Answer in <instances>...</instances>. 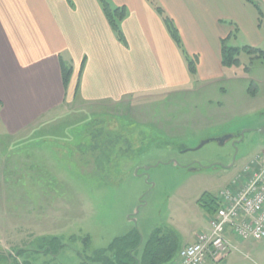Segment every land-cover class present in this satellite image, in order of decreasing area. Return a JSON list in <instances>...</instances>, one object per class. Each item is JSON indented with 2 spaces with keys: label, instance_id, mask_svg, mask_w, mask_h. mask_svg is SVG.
<instances>
[{
  "label": "rangeland",
  "instance_id": "374dc122",
  "mask_svg": "<svg viewBox=\"0 0 264 264\" xmlns=\"http://www.w3.org/2000/svg\"><path fill=\"white\" fill-rule=\"evenodd\" d=\"M146 1L171 18L167 0ZM255 14L251 29L224 38L238 63H220L210 76L181 41L186 83L126 95L130 103L111 108L66 101L36 119L29 110L24 122L12 118L9 133L0 124V259L10 256L0 264H13L11 256L18 264H81L78 252L133 229L138 256L156 228L174 231L180 245L206 231L210 215L199 198L218 195L264 152V17ZM234 244L214 264H264V240Z\"/></svg>",
  "mask_w": 264,
  "mask_h": 264
},
{
  "label": "crops",
  "instance_id": "0c3cea01",
  "mask_svg": "<svg viewBox=\"0 0 264 264\" xmlns=\"http://www.w3.org/2000/svg\"><path fill=\"white\" fill-rule=\"evenodd\" d=\"M253 1L256 6L244 0H167L170 7H164L183 47L198 56L199 73L203 67L205 76L213 67L219 70L221 39L251 29L253 11L264 17V0ZM111 2L125 9L119 21L123 40L98 0H0V124L5 132L17 126L14 116L24 122L29 110L30 119H36L66 101L111 108L130 103L126 95L166 90L181 78L186 83L180 51L153 6L146 0ZM202 54L213 60L211 66L202 62ZM60 61L72 68L65 89Z\"/></svg>",
  "mask_w": 264,
  "mask_h": 264
},
{
  "label": "built area",
  "instance_id": "2783aa9c",
  "mask_svg": "<svg viewBox=\"0 0 264 264\" xmlns=\"http://www.w3.org/2000/svg\"><path fill=\"white\" fill-rule=\"evenodd\" d=\"M219 205L207 233L180 250L173 264H201L218 260L236 247L237 241L264 239V152L251 157L230 185L219 192Z\"/></svg>",
  "mask_w": 264,
  "mask_h": 264
},
{
  "label": "trees",
  "instance_id": "16d2710c",
  "mask_svg": "<svg viewBox=\"0 0 264 264\" xmlns=\"http://www.w3.org/2000/svg\"><path fill=\"white\" fill-rule=\"evenodd\" d=\"M98 1L117 38L123 40L122 33L119 29V21H121L125 16L124 7L111 8L106 0ZM244 1L256 6L253 0ZM155 9L161 16L170 38L183 53L181 40L172 19L163 15V10L160 7L155 6ZM224 40L225 39H221L220 41V63L224 66L238 63V59L236 57L238 50L234 47H228ZM256 50L252 48L250 49L251 52H255ZM258 51L261 52L260 50ZM185 58L188 61L189 72L194 73V67L191 65L190 60H188L187 55ZM60 72L62 84L65 89L72 72V68L60 61ZM197 203L200 207L205 208L209 215H212L218 206L216 196L207 192L199 198ZM53 239L56 240L57 238ZM83 240L87 243L89 239L86 237ZM141 244L142 239L140 233L138 230L133 229L121 236L115 237L107 245V247L103 249L92 250L90 254H86L85 256H83L81 252H78V254L81 258V264H171L175 260L177 253L181 248L178 237L174 231L163 228H156L154 230V232L143 244L141 253L137 256L136 251ZM59 246H61L60 243L58 244V247ZM9 257L10 256H2L0 260L4 258L7 262ZM11 261L13 264H18L14 256H11Z\"/></svg>",
  "mask_w": 264,
  "mask_h": 264
},
{
  "label": "bare ground",
  "instance_id": "6f19581e",
  "mask_svg": "<svg viewBox=\"0 0 264 264\" xmlns=\"http://www.w3.org/2000/svg\"><path fill=\"white\" fill-rule=\"evenodd\" d=\"M229 185H230V183H229L226 187H228ZM226 187H224V188H226ZM224 188H223V189H224ZM223 189H221V190H223ZM221 190H220V191H221ZM220 191H219V192H220ZM219 192H218V195H216L218 205H219V199H218ZM217 208H218V206L216 207V210L214 211V213H213L212 215H210L209 221H210V219L215 215V213H216V211H217ZM209 221H208V228H207V230L204 231V232H199V233H197L196 236H195V240L193 241V243L196 241L197 235H199V234H201V233H207V232H208V230H209ZM229 238H230L231 243H232L235 247H236V245L234 244V242H236V243H237V242H243V241H237L235 238H233V237H231V236H229ZM232 240H233V241H232ZM263 240H264V239H263ZM246 241H247V240H246ZM255 241H257V240H255ZM258 241H261V240H258ZM193 243H191V244H193ZM191 244H189V245H191ZM189 245H185V246H183V247H181V248L179 249V251H178V253H177V256H176L175 260L177 259L180 250L183 249V248L186 247V246H189ZM225 256H226V255H225ZM225 256H224V257H225ZM224 257H222V258H224ZM222 258H220V259H218V260H212V259L206 258L201 264H203L207 259H209V260H211V261H213V262H218V261L221 260ZM175 260H174L171 264H173V263L175 262Z\"/></svg>",
  "mask_w": 264,
  "mask_h": 264
},
{
  "label": "water",
  "instance_id": "95a60500",
  "mask_svg": "<svg viewBox=\"0 0 264 264\" xmlns=\"http://www.w3.org/2000/svg\"><path fill=\"white\" fill-rule=\"evenodd\" d=\"M231 138L230 136H226V137H222V138H219L218 141L220 143H223L225 140ZM209 140H206V141H203L199 144V146L197 148H200L201 146H203L205 143H207ZM148 169V168H147Z\"/></svg>",
  "mask_w": 264,
  "mask_h": 264
}]
</instances>
